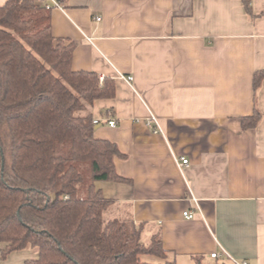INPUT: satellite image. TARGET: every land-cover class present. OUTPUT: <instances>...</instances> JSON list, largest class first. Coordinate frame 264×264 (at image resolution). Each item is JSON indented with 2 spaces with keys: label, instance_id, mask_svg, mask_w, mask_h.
Segmentation results:
<instances>
[{
  "label": "crops",
  "instance_id": "obj_1",
  "mask_svg": "<svg viewBox=\"0 0 264 264\" xmlns=\"http://www.w3.org/2000/svg\"><path fill=\"white\" fill-rule=\"evenodd\" d=\"M56 1L65 10L51 9V30L74 44L72 69L115 83L90 108L95 138L125 155L114 164L126 181L95 183L112 201L106 217L133 222L145 244L159 236L175 264H264V79L253 90L264 0ZM255 111L259 123L243 130ZM3 248L0 264L37 258L25 249L2 259ZM221 251L229 258L210 257Z\"/></svg>",
  "mask_w": 264,
  "mask_h": 264
},
{
  "label": "trees",
  "instance_id": "obj_2",
  "mask_svg": "<svg viewBox=\"0 0 264 264\" xmlns=\"http://www.w3.org/2000/svg\"><path fill=\"white\" fill-rule=\"evenodd\" d=\"M50 13L32 0L0 6L1 258L31 249L25 264H175L159 236L145 244L133 222L105 215L112 201L95 183L126 181L114 164L125 155L95 138L90 108L115 83L72 69L75 46L53 36ZM263 79L254 74L255 92ZM259 120L242 119L243 130Z\"/></svg>",
  "mask_w": 264,
  "mask_h": 264
},
{
  "label": "built area",
  "instance_id": "obj_3",
  "mask_svg": "<svg viewBox=\"0 0 264 264\" xmlns=\"http://www.w3.org/2000/svg\"><path fill=\"white\" fill-rule=\"evenodd\" d=\"M50 1H51V3L49 5H45L46 8H51V9L54 8V9H59L61 11L65 10L64 6L60 2H58L56 0H50ZM100 80H102V79L100 78ZM126 80L128 82H130L131 81V77H127ZM92 123L95 126L100 124V122L98 120H96V119H93ZM106 123L110 127H115L116 126V122L113 119L108 120ZM151 123H155L156 126L158 127V123H157V121H156V119L154 117H150V119H148V123H147L148 127L152 126ZM154 132L155 133L161 132V129L158 128V129L154 130ZM175 163H176L177 167L180 169L182 167H187L189 162L184 157H178V158L175 159ZM183 216L187 220H190V219L193 218V214L191 212H189V211L183 212ZM210 257L212 259H218V258H221V257L229 258V256L227 255V253L225 251L214 252V253H212L210 255ZM229 259L231 260L232 264H246L245 262H238V261H235V260H233L231 258H229Z\"/></svg>",
  "mask_w": 264,
  "mask_h": 264
},
{
  "label": "rangeland",
  "instance_id": "obj_4",
  "mask_svg": "<svg viewBox=\"0 0 264 264\" xmlns=\"http://www.w3.org/2000/svg\"><path fill=\"white\" fill-rule=\"evenodd\" d=\"M158 128H160L159 127V125H158V127L156 126V124H154V128H152L151 130L154 132V130H156V129H158ZM155 133V132H154ZM159 134H161L162 133V130H161V132H158ZM155 258H151V259H144L143 258V261H147V262H152V263H154L155 262Z\"/></svg>",
  "mask_w": 264,
  "mask_h": 264
}]
</instances>
